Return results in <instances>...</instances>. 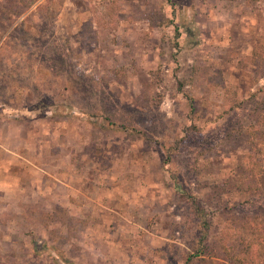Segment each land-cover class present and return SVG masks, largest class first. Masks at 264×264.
I'll return each mask as SVG.
<instances>
[{
  "label": "rangeland",
  "instance_id": "374dc122",
  "mask_svg": "<svg viewBox=\"0 0 264 264\" xmlns=\"http://www.w3.org/2000/svg\"><path fill=\"white\" fill-rule=\"evenodd\" d=\"M16 6L0 0V264H233L237 187H264V0Z\"/></svg>",
  "mask_w": 264,
  "mask_h": 264
},
{
  "label": "trees",
  "instance_id": "16d2710c",
  "mask_svg": "<svg viewBox=\"0 0 264 264\" xmlns=\"http://www.w3.org/2000/svg\"><path fill=\"white\" fill-rule=\"evenodd\" d=\"M33 2L34 0H17L16 8L10 7L9 9L17 14L18 17L22 14L21 9L29 7ZM245 104L246 103H243L242 105L244 106ZM263 104L264 99L259 98L254 99L248 104L251 106L250 110L259 117L257 118V121L260 125L264 123V113L261 112V109L264 107ZM259 132L260 135L258 137L264 140V132L260 129ZM248 173L253 176L260 174L264 176V161L262 157L254 160L252 166L248 169ZM237 191L249 193V197L239 202L231 212L242 214L240 217L241 225H239V228L246 230L245 235L249 236H245V239H241V242L231 240L229 245H224L222 250L227 256H229V259L233 264H264V255L260 253V249L257 251V247H260L261 244L264 247V187L251 185L248 182L246 185H238ZM188 195L191 198L193 196L190 193ZM191 201L196 214L201 218L202 225L198 235V243L200 247L197 253L204 254V249L206 247L205 242L209 236L211 222L208 219L209 215L207 214L205 207L202 206L199 197H193ZM237 207H239L238 210H235ZM237 218L239 220V217ZM251 237L252 239H250Z\"/></svg>",
  "mask_w": 264,
  "mask_h": 264
},
{
  "label": "crops",
  "instance_id": "0c3cea01",
  "mask_svg": "<svg viewBox=\"0 0 264 264\" xmlns=\"http://www.w3.org/2000/svg\"><path fill=\"white\" fill-rule=\"evenodd\" d=\"M248 3H249V1H248Z\"/></svg>",
  "mask_w": 264,
  "mask_h": 264
}]
</instances>
